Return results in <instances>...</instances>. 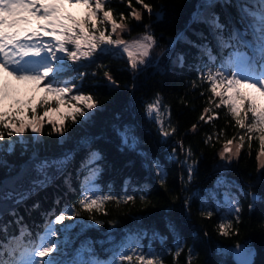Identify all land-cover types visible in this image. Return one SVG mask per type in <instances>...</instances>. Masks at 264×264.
Returning a JSON list of instances; mask_svg holds the SVG:
<instances>
[{"label": "trees", "instance_id": "trees-1", "mask_svg": "<svg viewBox=\"0 0 264 264\" xmlns=\"http://www.w3.org/2000/svg\"><path fill=\"white\" fill-rule=\"evenodd\" d=\"M144 2L152 6L151 13L133 0V7L142 11L139 21L129 16L127 0H111L110 6L118 21L119 13H124V23L128 26L124 34L147 31L154 35L156 45L150 62L134 72L126 55L122 57L111 51L96 56L92 62H83L77 71L86 75L76 83L80 92L92 95L98 102L91 116L87 120L78 117L75 124L71 120L65 121L67 131L63 136L45 123L43 133L36 134L38 140L33 139L34 134L29 130L23 134L25 144L16 143L12 153L0 152L1 180L16 171L32 154L73 150L68 168L17 209L3 213L0 226H5L7 233L25 229L32 236L34 228L47 221L48 216L55 220L57 215L76 205L79 215L66 216L55 224L54 239L62 242L61 254L57 256L61 262L73 260L82 246L91 249L84 253V259L107 258L120 246L119 243L134 236L139 237L144 247L147 243L152 244L160 252L163 264H187L190 249L191 264H236L230 247L240 241L252 243L256 248L251 264H264V201H253L249 195L255 193L264 197V169L258 171L257 161L260 142L253 134L249 146L245 137L238 158L231 161L220 158L225 139L237 136L234 144L238 143V136L245 130L234 126L235 121L225 108H215L209 103L210 85L199 78L208 68L215 71L232 51V48L221 49L216 37L220 35L229 41L233 29L245 30L246 21L238 16L234 6L236 0L229 6H224V0H216L213 8L204 7L205 0ZM72 12L82 15L83 9L73 8ZM213 13L224 25L222 31L213 29L206 22ZM108 28L110 30V26ZM248 35L251 37L250 33ZM201 45L211 48L216 57L214 63L202 53ZM181 56L183 62L178 60ZM105 73L115 83L110 82ZM75 74L74 71L69 73ZM157 94L162 108L167 106L170 112L165 128L170 131V125L176 129L167 137L161 135L159 125L146 115V105L153 102ZM45 95L42 89L34 98L39 115L44 111L39 101ZM213 100L219 102L217 97ZM205 108L212 109L208 115L218 113L219 118L208 123L200 120ZM28 115L31 117V112ZM193 124L197 125L195 131ZM125 129L138 141L134 150L122 142L119 133ZM221 129L224 136L204 143L208 135L219 133ZM11 139L19 138L13 136ZM7 141L5 131V140L0 144ZM189 149L190 157L187 155ZM94 152L99 153L100 159L89 166L97 172L92 177V184H88L86 177L90 173L85 165ZM154 161L159 163L163 175L157 172ZM188 165L193 168L191 180ZM220 177L237 193L239 214L229 213L227 217L225 207L209 195L208 187L215 185ZM88 185L98 195L111 194L121 198L131 195L135 201H107L103 211L88 213L77 203ZM202 201L206 203L202 205ZM202 212L212 214L208 216ZM97 220L100 223H96ZM229 220L232 228L225 234L219 225ZM68 225L72 227L61 231ZM170 225H174V230H170ZM0 240H5L3 233H0ZM177 245L182 251L174 259Z\"/></svg>", "mask_w": 264, "mask_h": 264}, {"label": "snow or ice", "instance_id": "snow-or-ice-1", "mask_svg": "<svg viewBox=\"0 0 264 264\" xmlns=\"http://www.w3.org/2000/svg\"><path fill=\"white\" fill-rule=\"evenodd\" d=\"M135 3L148 13L152 12V6L144 0H135ZM215 4L216 0H205L203 6L213 8ZM231 4L232 0H224V6ZM110 5L111 0H0V74H5L4 84L0 85V102L10 95L7 77L20 82H33L37 88L42 86L46 94L39 101V105L44 108L43 115L37 113L36 106L32 105L31 101L16 107L15 110H0V141L5 140V131L8 137L6 144H0V152L12 153L16 143L25 144L23 134L29 130L34 134L33 139L38 140L39 136L36 134L43 133L45 123L51 125L54 132L63 136L67 131L65 121L71 120L75 124L78 122V117L87 120L91 116L98 102L92 95L80 92L76 83L78 80H83L86 75L77 71V67L82 66L83 62H92L96 56L110 51L122 57L126 55L127 63L134 72L150 62L152 50L156 45L154 35L146 31L132 41L120 38V33L128 31V26L124 23L126 17L120 12L118 21ZM127 6L130 9L129 16L137 21L142 19V11L133 7V0H127ZM234 6L240 19L247 22V27L243 34L238 29L232 30L229 41H235V44L225 41L223 36L216 37L221 49L232 48V51L215 71L208 68L199 78L210 85L208 91L212 96L209 97V103L214 104L215 108H225L227 114L235 121L234 126L245 130L243 135L238 136V143L234 144L237 136L225 139L223 148L219 152L220 158L227 161L238 158L244 147L245 137L251 146L253 134H259L260 152L257 155L259 171L264 169V0H236ZM67 7L83 9V14L73 15L66 10ZM206 22L213 29L221 31L224 29V25L219 22V17L215 13ZM249 32L251 39L246 38ZM114 35L117 38L114 39ZM200 49L210 63L215 62L216 57L212 54L211 48L201 45ZM178 60L183 62V57H178ZM73 71L76 74L69 75ZM105 75L110 82L115 83L110 75L107 73ZM193 86L195 87V84ZM49 96L52 97L51 100ZM213 97L219 98V102H215ZM15 104L21 105V101L15 100ZM62 108L65 110L61 111ZM211 111V108H205L199 119L208 123L219 118L218 113L208 115ZM28 112H31L30 118ZM146 115L159 125L162 136L167 137L176 131L170 125V131L165 128V120L170 119V112L167 106L162 108L159 94L153 102L146 105ZM196 128L197 125L193 124L192 130L195 131ZM119 134L123 144L134 150L138 143L135 136L131 135L128 129ZM13 136L19 139L12 140ZM221 136H224L223 129L219 133L208 135L204 143L209 144L214 138L219 140ZM187 155L191 156L190 149ZM68 159L66 155L63 160L52 163L59 167ZM99 159V153L95 152L88 157V164L85 165L90 173L89 177H86L88 184H92V177L97 172V169L89 166L94 165ZM153 163L156 164L157 172L163 175L159 163L155 161ZM49 166L47 161L36 164L40 172H44ZM192 172V165H188L189 180L192 178ZM209 195L215 199L214 193ZM249 195L253 201H264V197L255 193ZM111 200L117 203L123 200L124 203H128L134 202L135 197L98 195L91 187L86 186L77 203L81 209L92 213L103 211L105 202ZM225 202L229 204L231 211L239 214L241 208L238 201L226 197ZM185 203L187 204V200ZM204 203L206 201H202V205ZM249 208H252L251 204ZM202 214L211 216L212 213L202 212ZM69 215H79L76 205L57 215L55 220H50L45 226L44 234L38 235V242L29 241L26 244L24 238L30 233L25 229H21L18 236L0 240V264H124V262L163 264L162 257L151 250L148 252L139 250L138 238L131 236L127 238V244L122 245L121 249L114 252L106 261L98 258L84 259V253L90 252L91 249L83 246L77 251L73 260L59 261L57 256L61 254L62 242L54 239L57 233L55 224ZM237 222H239L238 216ZM96 223L100 221L97 220ZM70 227L72 225L66 226L61 231H67ZM169 227L170 230H174V225ZM219 227L226 234L227 230L232 228V221L221 223ZM0 233L7 237V228L0 226ZM133 240H136L135 247L131 246ZM180 251L182 249L177 245L174 259L179 257ZM187 264H191V249ZM237 264H249V262L238 259Z\"/></svg>", "mask_w": 264, "mask_h": 264}, {"label": "water", "instance_id": "water-1", "mask_svg": "<svg viewBox=\"0 0 264 264\" xmlns=\"http://www.w3.org/2000/svg\"><path fill=\"white\" fill-rule=\"evenodd\" d=\"M66 155L69 159L63 166L58 167L52 163L63 160ZM72 157V149L53 154L35 153L23 160L16 171L3 176L0 180V216L25 202L38 190L50 185L68 168ZM40 161H47L50 165L44 172L38 171L35 166ZM230 249L236 264L238 259H243L249 264L254 261L256 248L252 243L240 241L233 244Z\"/></svg>", "mask_w": 264, "mask_h": 264}, {"label": "rangeland", "instance_id": "rangeland-1", "mask_svg": "<svg viewBox=\"0 0 264 264\" xmlns=\"http://www.w3.org/2000/svg\"><path fill=\"white\" fill-rule=\"evenodd\" d=\"M145 32L146 31L138 32V33H132V34H129V35H126V34H124V32H122V33H120V38H123L126 41H132V40L140 37L141 35H143ZM113 38L115 39L117 37L114 35ZM3 76H4V74H0V85L4 84L1 81V79H2L1 77H3ZM7 81H8L9 86H10V88H9L10 95L3 102H0V107L1 106H5V105H9L11 107H20V106H23L28 101H31V104L34 105V99L33 98L27 100L24 97L25 96H30L33 92H36L35 95H34L36 97V95L39 94V90L41 89L42 86L37 88L33 82H30V81L29 82H20V81H17L15 79L11 78V77H7ZM85 95H87V94H85ZM15 100L21 101V105H16L15 104ZM73 103H75V102L73 101ZM64 110H65L64 108L61 109V111H64ZM29 118H30V116H29ZM254 135L258 139V135L259 134H254ZM258 141H259V139H258ZM39 154H41V153H39ZM42 154H48V153L45 152V153H42ZM228 183L229 182H227V180H225L223 177H220V178H218L216 180L215 185L210 186L207 189L209 193H214L215 194V201L219 205H223L225 207L226 211L224 210V213L226 212V214H227L226 216L227 217H228L229 213L235 214V212L231 211L229 204H227L225 202L226 197H231L234 201H238L237 193L234 192L233 190H231L228 187V185H229ZM43 234H44V232H42L40 235H43ZM128 237H130V236H128ZM131 237H134V236H131ZM135 238H137V237H135ZM35 242H38V238L36 239ZM138 242H139V245H140V249L139 250H142L143 252H148L149 250H151L152 252L156 253L157 255H160V252H157L155 250V247L152 244L147 243L145 245V247H144L142 242H141V240L139 239V237H138ZM124 244H127V238L124 239L122 243H119L120 246H118L116 250H112V252L108 256V259L110 257H112L114 252H118L121 249V246L124 245ZM131 246L132 247L136 246V240H133ZM108 259L105 258V259H99V260L106 261ZM124 264H127V262H124Z\"/></svg>", "mask_w": 264, "mask_h": 264}, {"label": "bare ground", "instance_id": "bare-ground-1", "mask_svg": "<svg viewBox=\"0 0 264 264\" xmlns=\"http://www.w3.org/2000/svg\"><path fill=\"white\" fill-rule=\"evenodd\" d=\"M3 79V81H4V78H2ZM36 166V165H35ZM34 175V174H33ZM38 177V176H37ZM13 192V191H12ZM18 193H19V191H18ZM22 192H20V194H21Z\"/></svg>", "mask_w": 264, "mask_h": 264}]
</instances>
